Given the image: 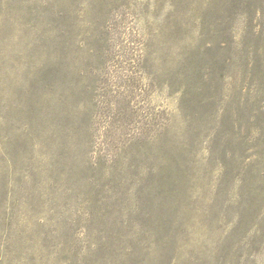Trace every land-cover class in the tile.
<instances>
[{
    "label": "rangeland",
    "instance_id": "rangeland-1",
    "mask_svg": "<svg viewBox=\"0 0 264 264\" xmlns=\"http://www.w3.org/2000/svg\"><path fill=\"white\" fill-rule=\"evenodd\" d=\"M0 264H264V0H0Z\"/></svg>",
    "mask_w": 264,
    "mask_h": 264
}]
</instances>
